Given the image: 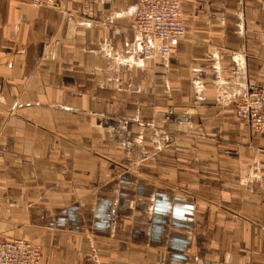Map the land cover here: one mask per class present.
<instances>
[{
	"label": "crops",
	"instance_id": "0c3cea01",
	"mask_svg": "<svg viewBox=\"0 0 264 264\" xmlns=\"http://www.w3.org/2000/svg\"><path fill=\"white\" fill-rule=\"evenodd\" d=\"M179 1L185 36L139 58L137 0H0L1 240L40 264H264V134L235 113L264 87V0Z\"/></svg>",
	"mask_w": 264,
	"mask_h": 264
},
{
	"label": "built area",
	"instance_id": "2783aa9c",
	"mask_svg": "<svg viewBox=\"0 0 264 264\" xmlns=\"http://www.w3.org/2000/svg\"><path fill=\"white\" fill-rule=\"evenodd\" d=\"M34 5L54 6L57 0H30ZM129 28L135 34L131 55L152 58L169 55L170 44L185 36L179 0H137L130 12ZM236 116L253 132L264 134V87L242 92L236 100ZM41 252L25 239H0V264H40Z\"/></svg>",
	"mask_w": 264,
	"mask_h": 264
},
{
	"label": "rangeland",
	"instance_id": "374dc122",
	"mask_svg": "<svg viewBox=\"0 0 264 264\" xmlns=\"http://www.w3.org/2000/svg\"><path fill=\"white\" fill-rule=\"evenodd\" d=\"M141 129H148L149 133H152L153 127H151V122H134ZM130 122H119L118 125L114 128L117 133L116 136H112L113 143L122 150V156L128 161H133L134 163L144 162L147 153L144 150V142L146 137L136 136L132 137L127 135L128 130H130ZM154 129V128H153ZM150 142L154 144V148L157 151H161L163 147L169 144L170 140L168 137L158 136L157 132H153L148 138ZM95 258V257H93Z\"/></svg>",
	"mask_w": 264,
	"mask_h": 264
}]
</instances>
